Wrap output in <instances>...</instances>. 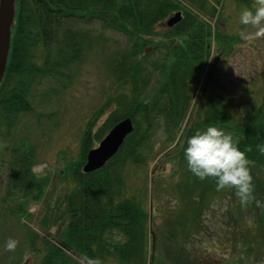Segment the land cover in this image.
<instances>
[{
    "label": "trees",
    "instance_id": "trees-1",
    "mask_svg": "<svg viewBox=\"0 0 264 264\" xmlns=\"http://www.w3.org/2000/svg\"><path fill=\"white\" fill-rule=\"evenodd\" d=\"M190 1L202 12L214 14L216 10L211 0ZM236 1L252 6V0ZM177 10L182 11V18L164 31L157 30L156 24ZM95 20L124 31L132 41L110 62L116 88H121L115 99L119 109L110 113L99 133L93 131V120L84 128L80 138L83 152L79 161L72 163L74 173L68 175L71 183L57 198L55 214L51 213L61 221L53 240H45V252L38 264H254L264 258V153L257 148L264 143V91L261 101L249 102L247 116L239 119L226 102L205 94L203 116L183 128L178 137L184 141V148L188 136L210 123L231 131L253 161L250 201L242 205L233 187L217 190L214 177L200 179L188 169L182 180L177 175L174 180L180 209L157 214L159 205H154V198L152 216L146 208L148 179L155 185L158 180L144 166L145 149L153 141L152 122L162 116L168 137L175 139L190 107L196 79L211 53V24L178 0L16 1L7 67L0 84V153H11V188L27 194L38 188L42 193L48 177L35 178L29 140L23 137L16 142L14 133L25 113L40 117L33 99L42 78L57 77L63 68L82 58L93 33L83 24L89 27ZM215 38L222 43L224 32L219 29ZM175 40L179 41L176 47ZM147 43L159 48L152 64L148 62L151 52L144 51ZM162 46L165 50L160 51ZM156 67L162 70L157 80ZM128 115L135 126L119 149L102 166L84 171L90 140ZM173 158L180 166L176 173H181V167L187 168L183 150ZM131 177L138 185L132 192ZM220 193L228 194L229 204L221 215L214 212L216 225L222 229L212 236L206 212ZM22 210L25 213V207ZM222 230L229 232L220 237Z\"/></svg>",
    "mask_w": 264,
    "mask_h": 264
},
{
    "label": "rangeland",
    "instance_id": "rangeland-1",
    "mask_svg": "<svg viewBox=\"0 0 264 264\" xmlns=\"http://www.w3.org/2000/svg\"><path fill=\"white\" fill-rule=\"evenodd\" d=\"M178 1L182 7L191 5L187 0ZM211 2L216 7L214 14L204 10L211 18V24L215 23L211 28V53L196 79L187 115L180 128H177L174 140L168 137V125L162 116L154 119L151 125L153 141L145 149L144 166L150 169V174H156L158 180L156 179L155 185L151 178L148 179L149 197L146 208L150 215L153 198L154 205H159L157 214H168L174 208L180 209L177 206L178 197L175 193L174 180L177 176L182 180L186 173L188 174V168L181 167V173H176L177 167L180 166L178 160L173 157L183 150L184 141L180 138L178 140L181 130L189 128L193 124L192 121L203 116L206 109L205 94L210 93L219 101L226 102L229 110L239 119L247 116L249 102L261 101L264 91V38L248 42L240 36L241 31L254 30L250 25L244 26L238 21L240 10L250 5L236 0ZM255 2L256 0H252L251 5ZM201 16L207 18L204 14ZM83 26L93 33L83 50L82 58L68 68H63V73L57 77L42 78L43 81L36 89L33 99V104L42 114L38 118V115L25 113L14 133L16 142L23 137L29 140V145L34 151L32 171L36 175L35 178L48 177L42 193L38 188L31 194L23 193L21 189L13 190L10 181L11 169L8 166L11 153L9 151L0 153V264L41 262L45 252V240H53L61 221L52 218L51 213L55 214L57 198L71 183V176L68 175L74 173L71 169L72 163L79 161L83 152L80 138L84 128L93 120V131H98L106 124L110 113L119 109L115 99L119 96L121 88L118 86L116 88L110 62L127 50L132 41L124 31L105 26L100 20L90 23L89 27L85 24ZM166 26L165 19L162 24H156L155 27L159 31H164ZM219 29L224 32L222 43L215 38ZM170 40L171 38H167L166 41ZM178 42L175 40L173 44L178 45ZM91 44L93 46H90ZM146 47L150 49L145 51ZM162 50H165L163 46L160 51ZM144 51L151 52L148 55L150 59L148 62L152 64L154 61L152 59L157 57L159 48L153 49V45L147 43ZM155 73L154 77L157 80L162 75L161 68L156 67ZM110 97L113 100L108 103ZM93 114L95 115L91 118ZM105 133L100 136L96 134V137L90 140L92 147L99 144ZM132 180L134 177L128 180L134 185L133 189L129 190L131 192L138 186ZM10 191L13 193H9ZM222 191L225 192V189ZM227 195V193L217 195L207 209L205 220L210 227L208 232L213 231L212 236H216L219 229H222L216 225L217 217L214 212L221 215V212L226 211L225 208L229 204ZM24 207L25 213L22 212ZM225 231L222 230L219 236L228 234L229 230ZM9 238L16 241L14 248L6 247ZM195 243L199 245L197 240ZM148 249L150 250V247ZM71 253L74 258L80 259L75 253ZM254 264H264V258L257 259Z\"/></svg>",
    "mask_w": 264,
    "mask_h": 264
},
{
    "label": "clouds",
    "instance_id": "clouds-1",
    "mask_svg": "<svg viewBox=\"0 0 264 264\" xmlns=\"http://www.w3.org/2000/svg\"><path fill=\"white\" fill-rule=\"evenodd\" d=\"M238 21L254 29L240 32L245 41L264 38V0H256L252 6L243 7ZM257 148L264 153V143H259ZM183 153L186 166L193 174L200 179L214 177L217 190L233 187L242 205L250 201L254 188L250 168L253 161L231 131L214 123L198 128L187 137ZM15 244L16 241L9 238L6 247L14 248Z\"/></svg>",
    "mask_w": 264,
    "mask_h": 264
},
{
    "label": "water",
    "instance_id": "water-1",
    "mask_svg": "<svg viewBox=\"0 0 264 264\" xmlns=\"http://www.w3.org/2000/svg\"><path fill=\"white\" fill-rule=\"evenodd\" d=\"M17 0H0V84L3 80L10 50L11 32L14 25ZM182 18L181 10L167 18L166 24L174 25ZM150 47H146L148 51ZM134 124L130 116L115 123L99 141L98 145L88 150L84 171L102 166L121 146L126 135L133 130Z\"/></svg>",
    "mask_w": 264,
    "mask_h": 264
}]
</instances>
